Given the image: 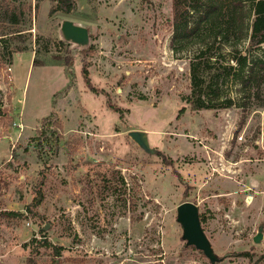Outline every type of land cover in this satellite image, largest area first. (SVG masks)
I'll use <instances>...</instances> for the list:
<instances>
[{
  "label": "rangeland",
  "instance_id": "rangeland-1",
  "mask_svg": "<svg viewBox=\"0 0 264 264\" xmlns=\"http://www.w3.org/2000/svg\"><path fill=\"white\" fill-rule=\"evenodd\" d=\"M75 2L64 15L51 0H0V264H211L183 240L185 202L216 264H264V108L241 99L234 60L264 57L250 31L214 40L226 11L174 43L172 0ZM65 22L88 41L65 39ZM36 49L70 65L33 67ZM208 60L226 82L195 109L192 68Z\"/></svg>",
  "mask_w": 264,
  "mask_h": 264
},
{
  "label": "trees",
  "instance_id": "trees-1",
  "mask_svg": "<svg viewBox=\"0 0 264 264\" xmlns=\"http://www.w3.org/2000/svg\"><path fill=\"white\" fill-rule=\"evenodd\" d=\"M56 2L55 11H59L64 15H71L76 9L75 0H51ZM173 9V42L183 43L197 35H199L203 26L208 27L211 31L218 28L219 17L226 11L229 12L228 17L223 20L224 26L218 32L213 33L214 40L230 39L231 35L238 40L244 36L245 31H250V42L252 46H256L264 55V0H172ZM192 15V16H191ZM6 18L13 19L12 24H17V18L12 17L10 13L5 14ZM221 25V24H220ZM16 32H10L9 35H15ZM6 35H1L4 37ZM17 36H20L17 35ZM33 59V67L36 66H61L70 65L69 59L63 63L62 57L53 55L50 60L39 62L38 56L41 54L40 49H36ZM239 66L236 75V81L241 86L243 101L256 100L258 106L264 108V99L262 93L264 91V57L254 58L247 62L246 57H239L234 59ZM197 66L192 68V84L193 97L191 102L195 109H211L213 101H220L221 89L226 82V77L220 82L222 74H216L209 77L207 69H211V62L208 60L203 69L197 71ZM207 67V68H206ZM228 69L226 75L229 76ZM85 78H87V70H83ZM87 86L92 92L95 89L87 81ZM219 106L230 108L234 106V100L226 99L219 102ZM109 107L118 111L109 104ZM183 112V109L180 111ZM9 217H23L18 213H7ZM37 243L42 246H51L48 243L41 244V242L32 239L28 245ZM52 247V246H51ZM193 248V247H192ZM54 251L59 255L63 248L53 247Z\"/></svg>",
  "mask_w": 264,
  "mask_h": 264
},
{
  "label": "water",
  "instance_id": "water-1",
  "mask_svg": "<svg viewBox=\"0 0 264 264\" xmlns=\"http://www.w3.org/2000/svg\"><path fill=\"white\" fill-rule=\"evenodd\" d=\"M65 39L76 44H84L88 41L87 29L74 25L72 22H65L62 28ZM131 139L136 142L142 149L153 153L149 148L147 136L143 132H131ZM177 222L183 229V240L187 247H193L202 252L211 264H216L220 261L212 249L209 239L205 235L200 220L199 208L196 204L185 202L177 208ZM262 241V232L254 238L255 243Z\"/></svg>",
  "mask_w": 264,
  "mask_h": 264
},
{
  "label": "bare ground",
  "instance_id": "bare-ground-1",
  "mask_svg": "<svg viewBox=\"0 0 264 264\" xmlns=\"http://www.w3.org/2000/svg\"><path fill=\"white\" fill-rule=\"evenodd\" d=\"M250 201H251V197L248 198V202H247V203H248V204L251 203Z\"/></svg>",
  "mask_w": 264,
  "mask_h": 264
}]
</instances>
